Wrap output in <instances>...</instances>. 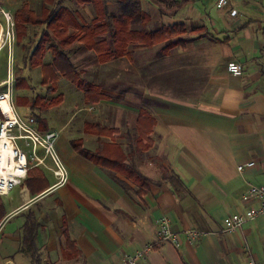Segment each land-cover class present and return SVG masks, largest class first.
<instances>
[{
  "label": "crops",
  "instance_id": "1",
  "mask_svg": "<svg viewBox=\"0 0 264 264\" xmlns=\"http://www.w3.org/2000/svg\"><path fill=\"white\" fill-rule=\"evenodd\" d=\"M22 1L13 14L25 4L41 17L59 5L89 26L96 17L90 4L76 0ZM216 1L139 0L150 18L141 28L184 23L195 30L174 37L186 41L167 53L164 42H129L122 56L102 60L81 38L63 48L45 23L25 24L15 50L40 85L33 91L26 76L29 86L16 90V103L28 113L19 115L32 117L41 133H57L55 149L67 179L58 183L51 159L36 162L22 142L27 174L0 196V264H109L138 251L144 254L135 264H247L249 258L264 264V215L223 230L226 215L255 204L241 200L244 191L264 185V0H228L223 8ZM185 16L206 21L189 25ZM151 21L158 26L150 28ZM44 30L49 37L42 64L32 66ZM106 37L99 32L90 42ZM50 46L64 51L81 78L106 97L87 103L59 72L56 88L48 90L42 65L53 62ZM230 62L240 63L241 72H228ZM141 111L154 119L147 149L136 144ZM74 143L108 163H94ZM248 161L254 164L237 170ZM130 167L149 181L129 176ZM162 218L179 235L178 248L169 241L147 248ZM191 228L206 235L192 238L185 233Z\"/></svg>",
  "mask_w": 264,
  "mask_h": 264
},
{
  "label": "trees",
  "instance_id": "2",
  "mask_svg": "<svg viewBox=\"0 0 264 264\" xmlns=\"http://www.w3.org/2000/svg\"><path fill=\"white\" fill-rule=\"evenodd\" d=\"M80 4L88 3L91 5L96 13V17L92 26L83 23L79 15H74L67 8L59 5L53 11L42 10L41 17L29 10L25 4L21 5L15 11V23L17 38L25 32L27 23H45L46 27L60 40V45L64 48L69 43L77 38L83 39L85 44H89L95 49L98 56L102 60H108L114 57L122 56L127 48L129 42H137L147 47H152L158 43L164 42L165 47L163 53H167L170 49L177 45H184L186 39H173L186 32H195V30H188L184 23H176L173 25H163L155 30H147L141 28L142 25L150 21L149 16L144 14L140 7L139 0H76ZM111 2V3H108ZM81 22V23H80ZM68 28L77 29V33H68ZM99 32H106L107 37L100 42H90V38ZM49 37V33L44 30L37 46L32 52L37 60L31 61L29 64L34 66L42 64V54L45 52L44 44ZM54 56L53 62L48 65H42L43 77L42 83H51L48 90L56 88L55 72L61 73L70 82L84 93V98L87 103L98 102L106 96L100 91L99 86L94 85L83 78L81 73L76 70L75 66L67 58L64 51L59 50L56 46H50ZM20 76L17 77V80ZM23 80V78H22ZM24 88L28 87L26 80L21 84ZM37 100V98H35ZM61 97L51 100L49 105L58 103ZM47 105L43 104L42 108ZM138 137L136 144L139 148L147 149L152 146L153 141L149 138L152 133L154 119L149 114L141 111L137 120ZM106 132V130H103ZM148 135V137H147ZM142 138H147L142 142ZM75 148L83 155L89 158L96 164H107L106 160H101L99 152H93L82 148L79 143H74ZM129 176H134L143 181L148 182L149 179L141 175L133 167L129 168Z\"/></svg>",
  "mask_w": 264,
  "mask_h": 264
},
{
  "label": "built area",
  "instance_id": "3",
  "mask_svg": "<svg viewBox=\"0 0 264 264\" xmlns=\"http://www.w3.org/2000/svg\"><path fill=\"white\" fill-rule=\"evenodd\" d=\"M228 0H217L216 7L223 8ZM236 9H230L229 14L234 16ZM0 56L3 49L6 50V74L7 78L0 81V87L5 89L0 91V196L5 195L15 185L21 183L29 169L28 157L26 152L20 147L17 141L23 143L30 151V158L36 162H43L45 157H49L53 167L51 170L58 183H63L67 179V169L55 149V139L57 133L54 131L39 132L34 126V119L23 118L16 110L13 93V67H14V48L17 38L16 23L13 13L0 5ZM242 70L241 64L238 62H230L227 64V71L238 74ZM4 101L6 106L2 105ZM3 139H6L3 141ZM38 147H41L44 156L40 157L37 153ZM5 149H10L8 155H3ZM253 161H248L237 166V170L241 171L245 166L253 165ZM242 201L255 202L249 204L243 212H232L223 219L224 231L233 232L240 228L245 221L264 215V185H250L241 196ZM190 237L205 236L206 233L200 229H187L185 231ZM169 241L174 247L181 245L179 235L170 229L169 221L162 218L158 221V230L155 240L147 246L153 248L162 242ZM143 251L136 254L128 255L120 261L109 264H135L137 259L143 256ZM247 264H258L253 258H249Z\"/></svg>",
  "mask_w": 264,
  "mask_h": 264
},
{
  "label": "rangeland",
  "instance_id": "4",
  "mask_svg": "<svg viewBox=\"0 0 264 264\" xmlns=\"http://www.w3.org/2000/svg\"><path fill=\"white\" fill-rule=\"evenodd\" d=\"M21 2H23V1L22 0H0V5H2L5 8H8L13 13L15 8ZM184 19H185L186 23H188L189 25L192 24V23H194L195 25H198L199 23H201L203 21H206L205 16L203 18H198V19L197 18L196 19H190L188 16H185ZM155 26H158V24L155 23V22H152V21L149 23V27L150 28L155 27ZM6 58H7L6 57V50L3 49L2 53H1V56H0V81L7 78V74H6V63H7L6 62ZM24 63H25V60L21 59L19 53L17 52V49L15 50V48H14V67H13V82H12V87L13 88H12V93L14 92L15 96L13 94V100H14V104H16V108H17L19 114H21L23 116H27L28 113L26 112L27 111L26 107L23 104H21V103H16V92H18L16 90H20V89L24 88L23 86H21L19 84H21L23 82V80H26L25 79L26 76L27 77L30 76L29 81L33 85V91L34 90H38V85H40V82L38 81L39 79L37 77L38 73L34 69L30 68L29 66H25ZM21 72H22V74H21ZM18 76H20V78L17 80ZM22 78H23V80H22ZM123 78H125V76H123ZM29 84L30 83L28 82V86H29ZM15 87H16V89H15ZM4 89H5L4 86L0 87V91L4 90ZM22 142H24V141H21V142L17 141L18 145L24 149V144ZM41 150H43V149H41ZM26 155H28L27 152H26ZM9 223L12 224L13 220L11 222H9ZM10 224H8L6 226V231H8V228L10 227ZM0 238H1V236H0ZM18 255H19L18 253H16V254L13 253L12 257L14 259H18L19 258Z\"/></svg>",
  "mask_w": 264,
  "mask_h": 264
},
{
  "label": "bare ground",
  "instance_id": "5",
  "mask_svg": "<svg viewBox=\"0 0 264 264\" xmlns=\"http://www.w3.org/2000/svg\"><path fill=\"white\" fill-rule=\"evenodd\" d=\"M2 105L6 106L5 102L4 101H1ZM6 139H3V141H5ZM10 152V149H5V151L3 152V155H8Z\"/></svg>",
  "mask_w": 264,
  "mask_h": 264
}]
</instances>
